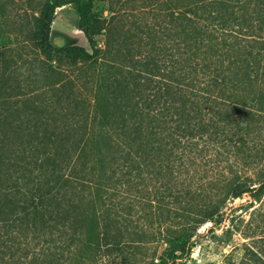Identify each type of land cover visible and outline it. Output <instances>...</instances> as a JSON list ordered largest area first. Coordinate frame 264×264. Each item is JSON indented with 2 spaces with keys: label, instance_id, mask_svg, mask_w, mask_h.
<instances>
[{
  "label": "rangeland",
  "instance_id": "374dc122",
  "mask_svg": "<svg viewBox=\"0 0 264 264\" xmlns=\"http://www.w3.org/2000/svg\"><path fill=\"white\" fill-rule=\"evenodd\" d=\"M180 2L67 0L54 8V0H0V264H167L173 249L180 257L168 264H228L244 257L243 244L250 240L244 217L252 210L247 194L227 199L221 223H194L183 250L174 247L179 241L173 236L183 232L184 219L197 216V207L204 208L199 197L219 196L234 174L252 176L253 183L262 178L264 0H244V12L235 9L244 13V37L235 40L244 45L235 50L241 66L232 71V81L244 82L235 90L241 98L200 102L189 118L191 128L199 127L194 132L152 137H160L149 147L159 146L149 152L155 159L149 166L152 184L159 185L157 172L166 165L186 160L184 189L159 196L140 187L134 197L117 196L115 211L109 197L89 209L98 198L88 188L96 178L88 172L98 150L79 139L90 135L102 144L106 138L109 111L94 103L107 102L116 85L117 70L108 64L125 66L138 42L152 56L163 52L166 26L176 23L170 10ZM84 27L95 46L110 49L107 65L80 61L74 49L93 52ZM79 154L82 161L71 173ZM158 160L166 164L157 167ZM167 234L172 247L157 242Z\"/></svg>",
  "mask_w": 264,
  "mask_h": 264
},
{
  "label": "trees",
  "instance_id": "16d2710c",
  "mask_svg": "<svg viewBox=\"0 0 264 264\" xmlns=\"http://www.w3.org/2000/svg\"><path fill=\"white\" fill-rule=\"evenodd\" d=\"M93 1L95 0H89L90 3ZM181 1L178 7L170 10L176 23L166 26L168 39L164 45L165 50L152 56L145 53L138 42L139 50L127 59L125 66H121L124 62L109 63L110 49L95 46L89 29L83 28L93 52L89 53L84 47L74 49L79 51L80 61L89 60L101 66L109 63V66H114L117 70L114 80L116 85L108 92L107 102L94 103L96 107L103 104L106 111H109L104 148H101L103 143H97L90 135L79 139L83 141L82 146L93 142L98 150L97 158L101 161L100 169L97 168V158L92 159L93 164L89 165L88 176L96 173V178L92 179L93 186L88 188L98 192V198L89 209L97 207L95 203L98 199L109 197L112 201L109 204L114 209L111 211H115L117 206L114 200L117 196L125 197L130 193L129 197H134L135 193L132 191L140 187L159 196L173 191L174 188L182 191L185 183L182 168L187 167L186 160L181 161V166L166 165L165 170L157 172L163 178L159 185L152 184L151 178L155 172L149 166L155 159L149 152L159 147L157 145L160 141V137H152L172 131L182 136L188 129L194 132L199 127L192 123L191 128L189 118L192 111H197L196 107L200 102L219 100L222 104H228L234 102L233 99L241 98L239 93L235 94V90H242L244 82L232 81V75L240 68L242 61L235 50L244 49V45L238 46L235 41L241 36L244 37V13L239 16L235 10L244 12V0ZM65 3L67 0H54V8ZM92 6L84 4L85 8L91 9ZM262 108L264 110V106ZM154 140L157 145L150 151L149 147ZM101 153H106L104 158L98 156ZM81 161L79 154L71 162V173ZM159 164L158 160L157 167L166 163ZM41 174L44 172L41 171ZM105 174L109 178H104ZM242 177L241 174H234L222 187V196L220 194L209 199L199 197V206L202 201L204 208L202 205L201 210L197 207V216L189 221L183 220L185 228L180 235L173 236V239L179 241L175 242L174 247L182 249L191 243L190 230L194 223L212 221L213 226L221 223L223 208L230 196L240 197L247 194L250 196L252 210L248 219L244 217V236L250 240L243 244L244 257L228 264H264V168L259 182L253 183L252 176H247L246 180ZM110 178L116 184H109L107 179ZM120 186L126 188L119 191L116 187ZM153 188L155 189L152 191ZM40 190L35 193L36 198L41 201L44 193L39 192ZM103 205L104 203L101 204ZM213 226L210 231L215 230ZM160 240L168 243L170 247L173 246L174 240L169 234L160 236L157 242L160 243ZM174 251L173 249L166 256L167 264L169 260L175 262L180 257Z\"/></svg>",
  "mask_w": 264,
  "mask_h": 264
}]
</instances>
